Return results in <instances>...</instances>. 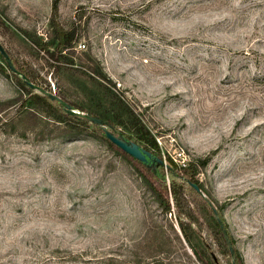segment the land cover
<instances>
[{
    "label": "rangeland",
    "instance_id": "obj_1",
    "mask_svg": "<svg viewBox=\"0 0 264 264\" xmlns=\"http://www.w3.org/2000/svg\"><path fill=\"white\" fill-rule=\"evenodd\" d=\"M52 2L0 0L9 57L38 86L88 111L109 107L106 84L165 163L208 157L197 173L203 195L181 198L194 242L231 264L206 199L243 263L264 264V0H58V20L74 38V63L58 68L34 43L53 34ZM88 58L106 79L90 77ZM7 68L0 264H201L133 164L91 127L32 104ZM114 127L135 142L125 116Z\"/></svg>",
    "mask_w": 264,
    "mask_h": 264
},
{
    "label": "trees",
    "instance_id": "obj_2",
    "mask_svg": "<svg viewBox=\"0 0 264 264\" xmlns=\"http://www.w3.org/2000/svg\"><path fill=\"white\" fill-rule=\"evenodd\" d=\"M50 24L53 29V34L48 36V38L44 41L38 40L34 42L35 45L38 47L39 50L47 54L48 58L52 61V66L54 68H58L60 63L62 62L73 64L74 50L72 43L74 41V38L72 37L70 32L60 24L58 20V0H53L52 2ZM0 59L5 65H0V71L5 72V67L8 66L1 54ZM87 61H89V63L84 65L93 80H96L97 78L99 80L106 79V76L101 70L100 65L96 63L94 59L88 58ZM12 63L15 68L20 71V73L24 74L32 83L38 85L32 74L27 72V70L23 69L21 66L17 65L13 60ZM9 71L10 75H12L16 79L20 87L26 91V95L30 99L32 104L43 102L50 107H55L60 113V115L65 116V118H67L68 120H72L79 125L91 127L99 135L107 139L104 135L103 130L99 126L88 122L87 120L80 119L76 116L68 114L64 108L59 106L56 101L51 100L44 92L36 89H29V86L25 84L21 76L15 74L10 69ZM99 83L101 84V87L105 93V97L110 103L109 107H107V109L103 110L102 112H92L85 110L80 106H76L75 104L73 105V103L67 101L62 95H57L68 103L72 104L74 107L76 106L75 108L78 111L95 115L101 118L107 123L109 129L120 132L126 139H129V137L124 132L118 131L114 127L115 124L121 125L122 118L123 116H125L127 121H129V125L131 127L130 132L135 136V142L141 148L148 150L152 154V156H154L155 150L158 151V145L149 130L146 128V126L140 121L134 111L129 106H127L126 103L120 97L113 93L112 90L106 84H103L101 82ZM42 88L52 93L51 89H49L48 87ZM110 144L114 149H116L125 158H127L133 164V166L140 172L141 176L144 178L146 183L152 189L153 193L156 195L162 210L165 213H170L174 215L182 236L188 243L197 260L201 262V264H221L219 258L214 255L213 249L209 244L204 241H202L201 243L194 242L193 236L191 235L193 218L191 213L183 206L181 202V198L184 192H193L197 195H201L200 192L194 187V185H196L203 193L204 190L202 187V183L199 181L197 173L200 167H203L207 164L208 157L195 161L190 160L184 166H179L170 157H167L165 166L158 165L156 173L150 170L147 167L146 163L137 160L133 156L129 155L128 153L117 147L112 142H110ZM158 158L162 159L161 156ZM167 179L169 181L168 183H166ZM204 200L203 202L207 203L208 205L209 202H211L206 199ZM216 209L223 222L224 228L227 231V225L220 213L219 207H217ZM213 221L214 227L222 240V245L225 248V251L231 256L228 243L215 217H213ZM227 234L228 239L232 245V249L234 251V264H244L238 250L234 247L233 237L228 232ZM232 263L233 262H231V264Z\"/></svg>",
    "mask_w": 264,
    "mask_h": 264
},
{
    "label": "water",
    "instance_id": "obj_3",
    "mask_svg": "<svg viewBox=\"0 0 264 264\" xmlns=\"http://www.w3.org/2000/svg\"><path fill=\"white\" fill-rule=\"evenodd\" d=\"M0 54L5 59V62L8 66V68L12 72H14L15 74L21 76V78L23 79V81L25 82L26 85H28L32 89H36V90H40V91L44 92L51 100L56 101L59 104V106L64 108L68 114L76 116L80 119L87 120L88 122H91V123L99 126L103 130L105 137L110 142H112L117 147H119L120 149H122L123 151L128 153L129 155L133 156L137 160L146 163L147 167L150 170L157 173L158 165L165 166V162L163 159L152 156V154L148 150L141 148L136 142L129 140V139H126L122 135V133L109 129L107 126V123L104 120H102L101 118H99L95 115H91V114H87V113H83V112L78 111L72 104L63 100L62 98H60L55 93L48 92V91L44 90L42 87L32 83L24 74L20 73V71H18L15 68V66L13 65V63L11 61V58L9 57V55L7 54V52L5 51V49L3 48V46L1 44H0ZM194 187L200 192L201 195H203L202 191L196 185H194ZM209 205H210V208H211V210H212V212H213V214L217 220V223L219 224V227L222 230V233H223V235H224V237L228 243V247H229L230 254L232 257V262H233L232 264H234V251H233L232 245L228 239L227 231L224 228L223 222L219 216L217 209L213 206V204L211 202H209Z\"/></svg>",
    "mask_w": 264,
    "mask_h": 264
},
{
    "label": "built area",
    "instance_id": "obj_4",
    "mask_svg": "<svg viewBox=\"0 0 264 264\" xmlns=\"http://www.w3.org/2000/svg\"><path fill=\"white\" fill-rule=\"evenodd\" d=\"M82 47H84V44H82ZM173 161H174V160H173ZM174 162H175V161H174ZM175 163H176V162H175ZM176 164H177V163H176ZM186 164H187V163H184V162H182L181 164L178 163L179 166H184V165H186Z\"/></svg>",
    "mask_w": 264,
    "mask_h": 264
}]
</instances>
